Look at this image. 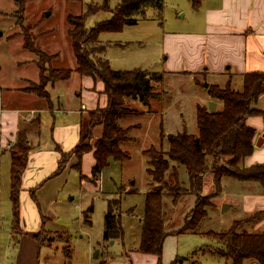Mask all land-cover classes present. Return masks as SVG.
<instances>
[{
  "label": "rangeland",
  "instance_id": "1",
  "mask_svg": "<svg viewBox=\"0 0 264 264\" xmlns=\"http://www.w3.org/2000/svg\"><path fill=\"white\" fill-rule=\"evenodd\" d=\"M120 2L107 0V7L102 8L105 0H24L18 7L15 0H0V84H19L20 75L32 78L38 72V64L31 59L34 57L37 60L38 56L24 47L22 27L29 29L36 48H41L48 55H52L50 52L58 54L51 62H43L46 75L50 67L74 69L76 58L69 35L68 15H86L85 27L90 30L110 20ZM192 2L163 0L164 7L160 14L156 9L149 8L147 16L139 17L135 24L124 25L119 31L99 33V42L105 45V50L101 54H94L96 59H107L116 70L158 72L161 81H153L155 94L149 99L150 105L146 106L136 99L127 101L130 108L138 111L121 120L124 127H131L128 133L131 139L122 143V149L127 151L129 157L110 160L96 181L91 177L89 156L84 157L80 170L74 166L77 163L75 156L66 157L58 193L54 201L47 200L42 205L46 215L42 230L26 231L28 241L24 242L23 264H88L89 261L97 264L101 260H106L107 264H118L125 260L126 254L140 244L146 194L156 186L163 190L164 229L167 232L164 244L166 242L167 249L174 254L167 264H231L230 259L214 251L219 243L206 232L224 231L235 220H239V230H264V224L261 225L264 223V212L257 213L264 210V186L254 181L224 176L217 191L214 174L208 171L204 175L202 190L203 195H212L207 215L201 220L198 231L177 233L186 224V218L197 200L196 195L189 191L187 169L182 164L171 162L178 169L179 181L169 177L171 170H168L166 182L161 185L153 182L147 171L149 163L143 153L145 149H167L170 133L174 135L183 130L197 133L198 103L208 110L222 108V101L210 95L209 87L214 84L225 87L230 81L232 88H242L243 75L238 72L214 76L204 70L188 71L185 67L178 69L167 66V50L171 48L168 40L164 41V34L171 30L192 28L201 20L203 10ZM93 5L100 8L95 13H89ZM74 73L69 79L71 85L74 79H78L75 77H79ZM44 81L39 78L36 82H30L27 88H39L45 94ZM253 107L264 110V92ZM248 124L260 125V135L264 132L262 114H251ZM46 140L41 139V145ZM254 149L258 150L254 157L264 161V144L256 145ZM170 188L178 196H174ZM175 198L178 199L176 202ZM109 199L114 202L120 200L117 212L124 233L122 237L106 240L103 233ZM224 205L228 207L224 209ZM90 207L91 224L84 217V212ZM5 220L3 222L6 224ZM19 232L22 229L14 225V233ZM35 235H38L41 244ZM19 243L17 241L16 244ZM13 245L10 251H4L5 257L13 255ZM97 249L100 254L95 256ZM253 261L248 259L245 264Z\"/></svg>",
  "mask_w": 264,
  "mask_h": 264
},
{
  "label": "trees",
  "instance_id": "2",
  "mask_svg": "<svg viewBox=\"0 0 264 264\" xmlns=\"http://www.w3.org/2000/svg\"><path fill=\"white\" fill-rule=\"evenodd\" d=\"M192 1L195 7L199 6L200 0ZM23 2L24 0H15L18 7ZM106 7L107 0L102 8ZM163 7V0H121L113 10L110 20L101 22L90 30L85 27L86 15H68L69 35L76 58V67L74 69L50 67L48 75L45 74L43 62L48 63L55 55H48L36 48L28 32L29 29L25 30L21 25L24 47L38 56L40 78L45 80L43 86L45 94L39 88H25L26 90L47 98L49 94L45 85L48 82L69 79L75 70L81 75H88L95 80L103 81L104 91L108 96L107 106L91 109L88 111L89 114L82 118L80 140L71 151L64 152L57 146L60 159L56 173L65 169V159L72 155L77 158L74 166L80 170L83 155L93 151L95 163L91 169V177L96 181L110 160L129 157L127 151L122 149V143L131 139L128 134L131 127H124L121 119L138 111L130 108L127 101L136 99L146 106L150 105L149 99L155 94L153 81H161V74L141 69L116 70L111 67L107 59H96L94 54H101L105 50V45L101 44L98 39L100 32L122 30L124 25L135 24L139 17H146L149 8L156 9L160 14ZM99 8L93 5L89 13H95ZM242 75L241 89L232 88L230 81L225 87L217 84L209 87L210 95L221 100L223 105L220 110L216 111H210L200 103L196 105L197 133L183 130L169 138L167 149L159 150L149 147L143 151L148 157V174L158 185L165 184V174L168 170H171L169 177L179 181L178 169L175 165H171V162L182 164L187 169L189 191L196 195L197 200L186 218V224L177 230V233L198 231L201 220L207 215V206L211 204L212 195H203L202 190L204 175L208 171L214 174L217 191L221 188V180L224 176H231L242 181H254L264 186V163L247 166L244 162L255 148L256 132L254 127L248 124V117L258 113L264 117V110L253 107L260 94L264 92V70H252ZM97 124L103 125V132L99 138L92 141L93 128ZM30 150L27 130H20L11 146V198L14 225L17 227L20 224L19 190ZM170 190L174 192V196L177 195L172 188ZM175 199L176 202L178 199ZM119 203V199L117 202L112 199L108 200L103 233V238L106 240L123 236L120 214L117 212ZM163 204V190L160 187L156 186L146 194L142 236L136 248L143 253L155 254L159 259L158 264H162L164 239L167 235L164 229ZM91 210L92 207L84 212L85 221L89 224H91L89 220ZM263 212L264 210L257 213ZM237 222L239 220H235L230 227L221 232L215 230L206 232L219 243L214 251L230 259L231 264H245L248 259L264 264V230H239ZM97 264H107V261L101 260Z\"/></svg>",
  "mask_w": 264,
  "mask_h": 264
},
{
  "label": "crops",
  "instance_id": "3",
  "mask_svg": "<svg viewBox=\"0 0 264 264\" xmlns=\"http://www.w3.org/2000/svg\"><path fill=\"white\" fill-rule=\"evenodd\" d=\"M199 7L203 10L199 24L164 34V41L168 40L171 48L167 50L169 68L204 70L214 76H225L230 71L243 74L264 70V0H200ZM49 54L58 56L55 52ZM31 59L37 64L34 57ZM73 72L79 77H75L78 79H74L72 85L69 83L71 77L48 82L45 85L49 94L47 98L25 89L30 82L39 80V69L32 78L20 75L19 84H0V264H23L24 242L28 241L26 231L42 230L46 217L42 205L47 200L54 201L59 180L65 171L56 173L60 159L57 146L64 152L71 151L80 140L85 113L108 105L103 81ZM213 109L210 111H215ZM252 125L256 132V146L261 126ZM25 129L31 150L19 190V227L22 232L16 234L11 198V146L18 132ZM102 132L103 125L97 124L93 128L92 141ZM41 139L48 140L41 145ZM256 151L254 149L252 155ZM252 155L245 159L247 166L264 162ZM85 156L91 159L92 169L95 163L93 151L86 152L83 159ZM5 218L6 224L3 222ZM35 238L41 244L38 235ZM165 244L162 264L169 263L174 256ZM11 245L14 253L5 257L4 251H10ZM125 258L118 264L159 263L155 254L136 249L130 250ZM250 264L260 263L253 261Z\"/></svg>",
  "mask_w": 264,
  "mask_h": 264
},
{
  "label": "water",
  "instance_id": "4",
  "mask_svg": "<svg viewBox=\"0 0 264 264\" xmlns=\"http://www.w3.org/2000/svg\"><path fill=\"white\" fill-rule=\"evenodd\" d=\"M206 85H208V84L206 83ZM172 136H173V134L170 133L169 134V138H171ZM263 144H264V132L258 137V139L256 141V145L257 146H261ZM223 207H224V209H226L228 207V205H224ZM99 254H100V251H99V249H97L96 252L94 253V255L98 256Z\"/></svg>",
  "mask_w": 264,
  "mask_h": 264
}]
</instances>
